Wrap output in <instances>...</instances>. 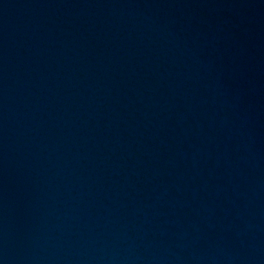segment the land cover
<instances>
[{"label":"water","instance_id":"water-1","mask_svg":"<svg viewBox=\"0 0 264 264\" xmlns=\"http://www.w3.org/2000/svg\"><path fill=\"white\" fill-rule=\"evenodd\" d=\"M0 264H264V0H0Z\"/></svg>","mask_w":264,"mask_h":264}]
</instances>
